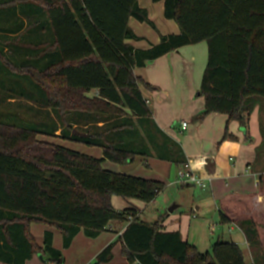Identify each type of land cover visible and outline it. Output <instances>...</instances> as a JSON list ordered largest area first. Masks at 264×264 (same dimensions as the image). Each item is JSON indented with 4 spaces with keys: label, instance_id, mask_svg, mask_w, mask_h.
<instances>
[{
    "label": "trees",
    "instance_id": "trees-1",
    "mask_svg": "<svg viewBox=\"0 0 264 264\" xmlns=\"http://www.w3.org/2000/svg\"><path fill=\"white\" fill-rule=\"evenodd\" d=\"M139 1L0 0V14H24L32 19L27 33L41 31L26 51L19 38L0 36V102L22 98L39 110H54L66 132L60 138L103 151L96 158L43 143L38 135L56 136L61 128L45 121L19 125L0 117V264H26L38 254L65 264L64 254L53 245L54 234L46 231L40 247L32 224L57 228L69 249L82 230L98 238L116 221L127 224L120 240L129 264H245L234 242L219 239L212 252H202L178 231H164L163 220L147 223L134 206L115 208L116 196L151 203L165 183L112 172L102 164L131 163L137 155L178 167L187 163L181 146L153 121L141 86L155 88L134 71L192 44L207 42L209 57L199 89L206 107L195 120L218 113L247 127L264 101V0H153L164 1L165 17L181 32L161 35L159 44L143 50L126 43L142 40L130 27L131 18L157 30ZM16 27L0 31L14 33L23 22ZM5 46L18 55L8 54ZM92 92L96 94L90 96ZM75 130L86 135H75ZM224 137L236 139L228 132ZM240 227L255 264H264L253 223L246 220ZM115 244L101 250L92 264L111 262Z\"/></svg>",
    "mask_w": 264,
    "mask_h": 264
},
{
    "label": "crops",
    "instance_id": "crops-1",
    "mask_svg": "<svg viewBox=\"0 0 264 264\" xmlns=\"http://www.w3.org/2000/svg\"><path fill=\"white\" fill-rule=\"evenodd\" d=\"M139 4L140 7L149 11V17L157 27V30L147 23H140L136 19L131 18L129 25L142 40L127 39L126 43L143 50L150 48L152 45L159 44L161 35H174L181 32L180 27L175 21L168 20L165 17L164 1L154 3L153 0H140ZM28 20L29 18L26 15L19 12L14 16L12 13L1 12L0 27L12 30L17 28L16 26H20L21 22H23V27L19 31L14 30V33L13 31H10L12 33L0 31V36L12 39L17 37L19 38L20 47H27L31 42V37L29 38L30 34L26 31ZM5 48L7 53L12 52V48L7 46ZM208 59V43L202 42L182 47L134 71L135 76L143 79V81L155 88L152 90L141 86V92L152 109L153 121L170 139L181 146L183 153L186 155L187 162H192L200 175L210 180V187L207 189L198 186L186 187L189 189V205L192 204V207H195L198 213L195 210H191V213H193L192 217L189 214H184L183 211H180L179 214L178 210L182 207V203L179 204L176 201H174L176 203H172V199H164V204L166 203L169 209L176 206L172 214H179L177 227H173L176 229H169L166 226L163 217L166 214H171L169 209L168 213L162 216V218L160 216L157 221L163 220L162 227H166L164 231H178L182 234L183 239L188 242H190L189 229H191V224L195 222L196 227L208 225L210 233H218V240L222 239L226 242H234L242 249L245 264H255L253 248H251L246 232L241 229L240 223L246 220L253 223V228L258 233L259 248L263 252L264 101L250 115V121L246 128L242 127L237 121H229L227 115L218 113L210 114L201 121L195 120V117L203 112L206 107L205 98L199 94V89L203 81V73L207 67ZM95 94V92H92L90 96H94ZM184 123H187L186 127ZM172 127L173 129L175 128V131L178 130L182 134V141H180V138H178ZM226 132L235 136L236 139L225 140L224 136ZM86 154L89 155L88 153ZM102 157L103 151L102 156L99 158ZM153 158L164 161L167 171L170 170L171 174L173 173V168L170 166L171 162L164 159L161 160L156 156ZM150 159L146 158V166H150ZM178 168V166L175 168L177 174L175 180L170 179L167 182L169 187H175ZM161 175H158L156 178L147 179L165 183L163 180L165 177L163 174ZM117 197L112 198L114 207L115 202L118 201ZM160 197L159 195L150 203L154 204L158 211L164 209V204L161 203ZM123 200L127 206L120 210L134 206L139 209L140 217V204H136L133 200ZM200 213L203 215L202 221L196 220ZM210 214L213 219L218 214L219 224L214 220L210 222L211 219L205 218ZM222 216L226 218V222H223ZM126 226V223L120 221L112 222L108 230L101 233L98 238L87 237L82 230L75 237L69 249L65 250L62 233L55 227L43 224L40 229L43 240L37 239V243L40 247H43L44 234L46 231H51L54 234V247L66 255L65 264H92L101 250L112 243H116L113 249V261L107 264H118V262L120 264H129L122 252L123 242L120 240V235ZM258 261L259 263L262 262L260 256L257 257ZM26 264L56 263L39 260L36 255L31 260H28Z\"/></svg>",
    "mask_w": 264,
    "mask_h": 264
},
{
    "label": "rangeland",
    "instance_id": "rangeland-1",
    "mask_svg": "<svg viewBox=\"0 0 264 264\" xmlns=\"http://www.w3.org/2000/svg\"><path fill=\"white\" fill-rule=\"evenodd\" d=\"M33 13V12H32ZM38 15H42V20H45L46 17L45 15L40 12L38 13ZM30 20L32 21L31 18H29L28 20V24L30 22ZM27 24V25H28ZM150 26V25H149ZM41 31H39V29H36L35 31H31L29 38L31 37V41L35 39V37L40 36ZM33 44V42H30L27 47L21 46V49H23L24 51H26V49H28L29 47H31V45ZM8 54H11L13 56H17L18 53H14V52H8ZM198 94V93H197ZM196 94V95H197ZM0 117L4 118V119H13L11 121H13V123L15 124H22L25 126H30L31 124L35 123V122H44L48 123L49 125L53 126L56 125L58 127H60L61 129L59 131L56 132V136H46V135H38L37 139L40 142L43 143H53V144H59L65 147H68L74 151H77L79 153H88L90 156L92 157H100L102 156V148L101 147H94V146H90L88 144H86L85 142H74V141H70V140H64L62 138H60V135H65L66 136V132L63 133L62 132V124L60 123L59 120V114L57 112H55L54 110H39L37 108V106H35L34 104L32 105L29 101L22 99V98H16L15 101H6V102H0ZM188 122V121H185ZM189 123V122H188ZM173 129V127H172ZM175 131V128L173 129ZM176 134L178 135V138H180V141H182V134L179 133V131H175ZM260 152V151H259ZM146 158H151L149 160L150 162V166H146L145 165V161ZM161 163V165H160ZM102 166L112 172H120L122 174H127V175H136L138 177L147 179V178H153V177H158V175L162 176L161 174H163V176L165 177L163 180L165 181V185H166V189L163 191L162 194H160V201L161 203L164 204V199H172V203H182V207H180V209L178 210V213L180 214V211H183L184 214H189L191 217L193 215V213H191V210H195L196 213L197 210L195 209V207H192V204L189 205V200H190V195L189 193V189H187L184 186H180V185H176L175 187H169V185L167 184V182L170 179H173V181L175 180V176L176 174V169L177 166L173 163H170V166L173 168V173L171 174V171H167L166 169V163L164 161H160L156 158L153 157H145V156H140L137 155V157L135 158L134 161H131V163H127V164H120L117 162H112L110 160H105L102 164ZM178 172V171H177ZM161 173V174H160ZM178 186V187H177ZM185 189H183V188ZM168 188V189H167ZM196 192H198L197 189H195ZM192 192V191H190ZM118 201L115 202V207L118 208V210L125 208V206H127L123 201V198L121 197H117ZM136 204H140V220L145 221L147 223L149 222H155L158 220V218L161 216H164L166 213H168V209L169 206H166V203L163 205L164 209L162 211H158L157 208L154 206V204H145L139 200L136 199H132ZM129 200V201H132ZM168 201V200H167ZM176 201V202H174ZM152 203V202H151ZM172 206V205H171ZM179 214H166L163 218L165 219L166 222V226L169 229H176L173 227H177V223H178V217ZM201 215V216H200ZM198 219L196 220H203L202 218V213H200ZM207 219H211L210 222H212L213 220L215 222H218L219 217L218 214L215 215V219H213L211 217V214L208 215L207 217H205ZM194 219V221H196ZM195 223V222H194ZM191 224V229L190 230V244L196 246V248H198V250L202 251V252H212L211 249V244L215 241L218 240V233H210L209 231V226L208 225H203L202 227L199 226H195V224ZM219 224V222H218ZM174 225V226H173ZM43 224L42 223H37L32 225V230L31 233L33 235V237L36 239H42L41 238V234L42 232H40L41 228H42ZM166 227H163V229H165ZM188 229V228H187ZM40 236V238H38ZM43 240V239H42ZM222 240V239H221ZM196 243H198L196 245ZM66 250V249H65ZM63 253V252H62ZM64 254V253H63ZM38 259L39 260H43L45 262H47V257H43L41 258V256L38 254ZM64 256L66 257V255L64 254ZM113 261V260H112ZM127 263V262H126ZM116 264V263H114ZM118 264H120L118 262Z\"/></svg>",
    "mask_w": 264,
    "mask_h": 264
},
{
    "label": "built area",
    "instance_id": "built-area-1",
    "mask_svg": "<svg viewBox=\"0 0 264 264\" xmlns=\"http://www.w3.org/2000/svg\"><path fill=\"white\" fill-rule=\"evenodd\" d=\"M184 126H187V123H184ZM178 176L176 184L184 187L189 186H198L203 189L210 187V180L203 178L199 171L194 168L192 162H187L183 165H180L178 168Z\"/></svg>",
    "mask_w": 264,
    "mask_h": 264
},
{
    "label": "water",
    "instance_id": "water-1",
    "mask_svg": "<svg viewBox=\"0 0 264 264\" xmlns=\"http://www.w3.org/2000/svg\"><path fill=\"white\" fill-rule=\"evenodd\" d=\"M74 134H75V135H79V136H81V137L84 136V135H86V133H83V132L80 133V132H78V131H76V130L74 131ZM175 209H176V206L171 207V208L169 209V212L172 213V212H174ZM40 256H41V258H43V255H40Z\"/></svg>",
    "mask_w": 264,
    "mask_h": 264
}]
</instances>
